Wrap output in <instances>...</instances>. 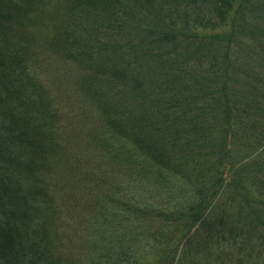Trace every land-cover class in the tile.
<instances>
[{
	"label": "trees",
	"instance_id": "1",
	"mask_svg": "<svg viewBox=\"0 0 264 264\" xmlns=\"http://www.w3.org/2000/svg\"><path fill=\"white\" fill-rule=\"evenodd\" d=\"M0 264H264V0H0Z\"/></svg>",
	"mask_w": 264,
	"mask_h": 264
}]
</instances>
